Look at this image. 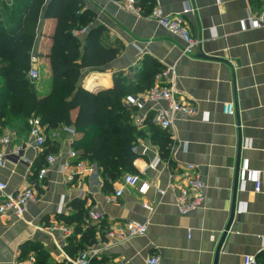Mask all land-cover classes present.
Masks as SVG:
<instances>
[{"label":"crops","instance_id":"1","mask_svg":"<svg viewBox=\"0 0 264 264\" xmlns=\"http://www.w3.org/2000/svg\"><path fill=\"white\" fill-rule=\"evenodd\" d=\"M0 2L10 5L13 0ZM158 2L166 14L182 16L198 42L192 53L183 54L185 43L179 37L146 16L138 17L120 0H84L93 14L87 28H103L101 46L119 49L105 71L87 75L86 86L95 90L92 92L109 88L117 72L136 86L148 64L162 69L174 65L179 97L196 112L193 116L177 114L172 132L160 130L171 140L169 158L161 157L147 123L157 109L167 108L166 102L148 103L134 113L147 115L139 128L142 135L133 145L137 149L135 172L125 173L105 187L97 165L85 160L86 170L72 182L65 178L62 164L80 134L72 136L61 129L58 138H49L57 145V162L45 180L38 181L45 145L38 146L22 124L2 128L0 135H8L10 142L4 150L0 183L6 184L8 192L17 193L32 182L37 198L28 203L21 219L12 213L0 216V264H26L34 255L23 251L29 243L46 250L54 264H72L80 252L69 256L65 249L68 237L60 231L50 233L49 228L61 224L57 217L72 213L70 203L81 198H87L88 211L103 216L96 243L85 249L99 250L105 264H145L151 255L159 256L160 264H244L245 256L257 258L264 252V194L256 192L254 185L256 172L264 177V27L254 28L249 21L260 14L264 0ZM186 8L190 11L183 14ZM53 28L54 21L41 15L35 43L38 56L33 55L35 65L49 79L44 56L48 41L42 35ZM85 34L78 37L83 46ZM90 72L84 69L82 78ZM34 82L32 90L44 94L47 88L43 90L41 80ZM143 91L133 96L139 97ZM227 104H232V114L225 112ZM42 129L46 135L51 132ZM188 165H194V171L189 172ZM190 174L203 182L206 201L202 208L181 214L176 204L178 189L169 184H180ZM128 175H138L139 182L111 203L108 198ZM132 221L146 225V234L123 242L107 237L111 228Z\"/></svg>","mask_w":264,"mask_h":264},{"label":"trees","instance_id":"2","mask_svg":"<svg viewBox=\"0 0 264 264\" xmlns=\"http://www.w3.org/2000/svg\"><path fill=\"white\" fill-rule=\"evenodd\" d=\"M154 4L155 0H138L144 15L152 11ZM41 15L54 21L53 30L42 35L43 41H48L44 56L50 69L49 91L45 94L32 90L28 77L33 68ZM92 19L93 14L85 8L84 0H13L10 5L0 2V125L4 124L0 130L18 123L30 131V119L38 120L39 126L46 130L72 127L81 135L72 143V148L80 153L82 160L97 165L105 187L123 174L135 172L136 154L131 149L142 132L133 124L135 108H128L124 99L151 89L162 68L148 64L140 76L142 81L136 86L117 72L109 88L98 92L83 88L84 69L105 71V65L119 53V49L101 46L103 28H87ZM82 28H87L84 46L73 35L74 30ZM147 123L154 132L161 157L167 160L171 143L168 134L152 125L150 119ZM57 152V145L48 139L39 169L47 155ZM86 203L87 198L75 199L70 203L73 212L57 217L61 224L73 228V234L68 237L69 246L65 248L71 257L95 244L98 226L103 227L102 223L88 222ZM23 251L34 252V264H54L50 254L35 244H26ZM257 260L258 264H264V252ZM89 264H105V260L93 258Z\"/></svg>","mask_w":264,"mask_h":264},{"label":"built area","instance_id":"3","mask_svg":"<svg viewBox=\"0 0 264 264\" xmlns=\"http://www.w3.org/2000/svg\"><path fill=\"white\" fill-rule=\"evenodd\" d=\"M132 13L138 17L146 16L147 18L156 22L159 26L169 31L171 34L179 37L184 43L183 54L190 55L193 48L198 43L191 35V32L180 15H169L166 14L161 8L158 0L155 1L154 8L152 11L144 15L143 9L138 5V0H120ZM190 11L189 8L183 10V14H187ZM252 27L260 28L264 27V3L260 14L249 18ZM86 33V28L74 30L73 35L80 37ZM33 68L30 70L28 77L29 80L34 82L39 78V73L34 64L36 63V57H32ZM82 87L89 91H95L91 88H87L86 81L83 82ZM180 90L176 86V70L175 66L164 67L156 76L154 85L151 89L146 91L144 94L137 96H127L124 100L125 104L130 108H135L136 112H141L146 104L154 102H166L167 108L157 109L152 116L150 121L152 125L172 132L174 127V119L177 114H184L187 116H193L196 109L193 105L184 102L180 99ZM225 112L232 114V104H227L224 108ZM147 119V115L134 114L133 124L137 128H142ZM29 124L31 125V135L35 138L38 146H44L47 140H55L59 137L61 129L68 132L72 136L76 135L75 130L72 127L63 126L64 128L51 130L50 134L46 135L44 130L38 124V120L30 119ZM10 142L8 135H0V171L4 167L5 158V146ZM131 151L136 154V147H132ZM69 159L62 164V171L65 174L67 182H72L75 176L80 174L82 170H86L85 162L80 158V153L75 149H71L68 153ZM57 154H49L46 157L44 165L39 169L37 173V180L44 181L49 169L54 166L57 162ZM194 165H188L187 170L189 172L194 171ZM245 170V166L242 168ZM140 178L138 175H128L122 181V185L116 191L113 196H110L108 200L111 203H115L119 197L122 196L123 191L126 188H131L139 182ZM174 182V181H173ZM255 191L264 194V177L262 172L255 173L254 179ZM177 188V207L181 214H187L198 208H202L206 201L205 186L203 182L197 177V175L190 174L184 181L179 183H170L169 188ZM145 191V190H143ZM160 194H164L161 191ZM37 198L32 182L27 183L22 190L17 193H10L7 191V186L4 183H0V216L12 213L17 218H23L27 205L29 202L35 201ZM144 208L152 211V207L143 204ZM242 210H238L241 212ZM88 222L92 224L100 225L103 221V216L96 212L88 211L87 214ZM60 231L65 236L69 237L73 234V228L64 224H55L49 228L50 233ZM147 232V227L139 222H127L123 226L117 228H111L107 231L106 235L109 239L123 242L132 237L143 236ZM100 252L94 247H89L81 251L77 257L72 261V264H89L93 258H99ZM36 258L34 255L30 256L26 264H34ZM244 264H258V260L254 256H245L243 260ZM145 264H160V258L157 255L148 256L145 260Z\"/></svg>","mask_w":264,"mask_h":264},{"label":"rangeland","instance_id":"4","mask_svg":"<svg viewBox=\"0 0 264 264\" xmlns=\"http://www.w3.org/2000/svg\"><path fill=\"white\" fill-rule=\"evenodd\" d=\"M34 67H36V68L38 69V72H39V78H38L37 81L34 82V83L36 84L37 82H40V80H41V82L44 84V86H43V90H45L46 88L48 89V87H49V78H48V76L46 75L45 71H44V72L41 71L40 68L37 67V65H35V64H34ZM96 73H97V71H91L90 74H86V75L82 78V82H85V81L87 80V78H88L89 75L92 76V75H94V74H96ZM87 75H88V76H87ZM47 89L44 91V94L47 93ZM40 93H43V92H40ZM2 125H4V124L2 123ZM2 125H0V126H2ZM3 127H4V126H3ZM0 133H2L1 130H0Z\"/></svg>","mask_w":264,"mask_h":264},{"label":"water","instance_id":"5","mask_svg":"<svg viewBox=\"0 0 264 264\" xmlns=\"http://www.w3.org/2000/svg\"><path fill=\"white\" fill-rule=\"evenodd\" d=\"M99 89H97L96 91H98Z\"/></svg>","mask_w":264,"mask_h":264}]
</instances>
